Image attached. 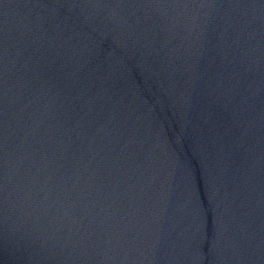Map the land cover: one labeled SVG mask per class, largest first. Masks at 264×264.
I'll use <instances>...</instances> for the list:
<instances>
[{
    "label": "water",
    "instance_id": "1",
    "mask_svg": "<svg viewBox=\"0 0 264 264\" xmlns=\"http://www.w3.org/2000/svg\"><path fill=\"white\" fill-rule=\"evenodd\" d=\"M0 264H264V0H0Z\"/></svg>",
    "mask_w": 264,
    "mask_h": 264
}]
</instances>
